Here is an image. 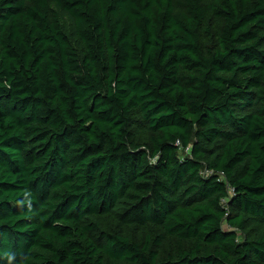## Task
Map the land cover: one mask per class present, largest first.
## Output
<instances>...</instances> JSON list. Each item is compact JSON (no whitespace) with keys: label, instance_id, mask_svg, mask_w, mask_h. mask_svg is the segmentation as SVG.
<instances>
[{"label":"trees","instance_id":"16d2710c","mask_svg":"<svg viewBox=\"0 0 264 264\" xmlns=\"http://www.w3.org/2000/svg\"><path fill=\"white\" fill-rule=\"evenodd\" d=\"M0 264H264V0H0Z\"/></svg>","mask_w":264,"mask_h":264},{"label":"built area","instance_id":"2783aa9c","mask_svg":"<svg viewBox=\"0 0 264 264\" xmlns=\"http://www.w3.org/2000/svg\"><path fill=\"white\" fill-rule=\"evenodd\" d=\"M177 145H179V143Z\"/></svg>","mask_w":264,"mask_h":264}]
</instances>
